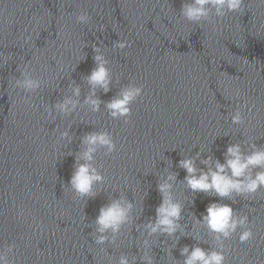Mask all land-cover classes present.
<instances>
[{
	"label": "water",
	"instance_id": "water-1",
	"mask_svg": "<svg viewBox=\"0 0 264 264\" xmlns=\"http://www.w3.org/2000/svg\"><path fill=\"white\" fill-rule=\"evenodd\" d=\"M185 2L0 0V250L13 245L11 264H116L121 254L147 264L144 239L153 264H183L184 246L215 243L196 223L213 201L247 214L253 232L245 243L241 229L223 241L225 264H264V189L247 199L192 192L178 166L197 153V168L208 155L223 163L230 143L264 147V3L244 0L239 12L193 23L181 15ZM81 12L85 23L76 21ZM117 41L127 46L116 48ZM94 46L109 61V91L96 89L98 112L85 106L61 116L54 105L71 95L70 85L79 86L81 104L91 91L85 77L95 66ZM25 66L42 81L32 93L11 86ZM129 84L142 94L127 122L112 119L105 104ZM237 107L243 125L231 123ZM92 131H108L116 148L98 150L94 166L104 184L81 199L68 182L81 137ZM168 173L182 204L178 239L143 229L155 220L157 183ZM121 195L133 203L131 224L114 243L96 244L99 208Z\"/></svg>",
	"mask_w": 264,
	"mask_h": 264
},
{
	"label": "clouds",
	"instance_id": "clouds-1",
	"mask_svg": "<svg viewBox=\"0 0 264 264\" xmlns=\"http://www.w3.org/2000/svg\"><path fill=\"white\" fill-rule=\"evenodd\" d=\"M264 3V0H261ZM244 0H190L181 6V15L189 22L199 23L208 21L214 14L215 17H224L226 13L239 12L242 10ZM88 15L81 12L76 15L78 23H85ZM126 41H117L114 47L124 49ZM93 61L95 66L85 77L91 88L80 103L79 86L70 85L71 95L66 96L62 101L54 105L55 110L61 116H69L79 108L87 106L88 111L95 113L99 111L100 100L96 98V89L109 91L111 74L108 67L109 61L105 58L100 48L93 47ZM42 81L33 76L28 66L20 69V78L11 84L13 88L22 89L25 93H32L41 87ZM142 94V87L129 84L121 89L119 94L106 102L105 109L112 119L125 118L131 113L133 101ZM239 96V93H237ZM45 111L51 116V110L45 107ZM233 125H243L244 117L239 107L230 116ZM227 135V133H225ZM60 137H71L68 132L60 133ZM246 144L247 147H242ZM82 150L76 154L73 172L69 185L70 190L79 198L94 197L97 194V185L104 184V176L94 166L95 155L98 150L103 149L108 155L115 151L116 145L112 135L108 131H92L81 137ZM224 161L213 159L208 155L200 161L204 168H197L195 160L199 157H186L178 161V166L185 170L184 183L192 192H203L215 195L220 199H232L233 196H241L245 199L252 197L260 189H264V147H257L250 139L248 141L230 143L224 152ZM258 169L257 171H253ZM175 181V174L168 173L157 183V190L161 195V202L155 209V220H149L143 225V229L148 236L156 233L166 234L174 237L178 230L183 234L181 219L182 204L175 200L172 195V182ZM133 203L123 195L116 199H110L107 204L102 205L95 218V243L103 245L114 243L117 234L125 225L131 224V210ZM198 225L204 226L212 236L215 243L211 249H204L193 246L191 250L186 245L180 249L181 256L184 257L183 264H225L224 240H228L237 232L239 241L245 243L252 239L253 232L249 224L247 214H237L229 204L218 201L210 202L196 221ZM110 233V235H106ZM178 239V237H174ZM148 240L144 239L142 247L144 254L141 261L153 264L152 258L147 254ZM13 250V245H8L0 250V264H11L8 253ZM135 261V257L133 258ZM116 264H129L128 258L121 254Z\"/></svg>",
	"mask_w": 264,
	"mask_h": 264
}]
</instances>
